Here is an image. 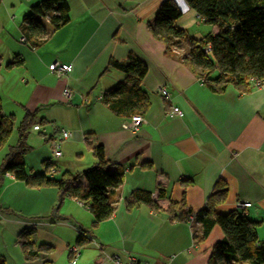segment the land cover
Here are the masks:
<instances>
[{
  "label": "crops",
  "instance_id": "crops-1",
  "mask_svg": "<svg viewBox=\"0 0 264 264\" xmlns=\"http://www.w3.org/2000/svg\"><path fill=\"white\" fill-rule=\"evenodd\" d=\"M39 1L0 0L5 16L4 23L0 17L1 111L13 116V131L26 110L35 113L38 126L27 132L26 171L43 172L42 162L48 161L52 176L80 173L96 161L88 145H99L106 162L124 167L125 178L116 191L114 212L93 228L88 208L76 199L63 197L59 203L56 188L28 189L6 174L0 189V264H71L70 249L79 254L73 264H114L111 257L121 264H207L211 247L223 237L218 227L195 243L192 236L201 231L195 219L188 224L145 205L127 210L124 202L133 190H143L160 210L184 197L186 209L194 213L206 205L218 181L227 193L214 211L224 214L238 202L250 203L238 209L258 223L256 235L264 242V86L247 93L229 86L213 94L183 64L187 50L164 55L163 44L147 26L162 0H66L69 22L53 32L48 20L40 19L45 35L35 48L21 32V20L9 28L10 34L4 32L17 18L11 10L23 16ZM174 2L182 14L176 26L185 31V14L201 25L185 0ZM216 31L213 26L208 33ZM14 35L25 46L11 42ZM128 54L146 68L139 90L149 106L137 131L122 127L130 117L115 114L101 102L105 91L123 81L118 70H105L108 61L125 62ZM15 55L22 65L6 69ZM53 61L71 64V70L56 77L48 69ZM64 88L72 92L70 102L62 97ZM172 105L180 114L169 118ZM60 129L68 131V137L60 139ZM57 143L61 155L55 157ZM9 147L0 150V164ZM79 183L84 185L82 177ZM25 229H32L35 244L51 250L24 259L16 237ZM79 230L88 240L83 246L75 243Z\"/></svg>",
  "mask_w": 264,
  "mask_h": 264
},
{
  "label": "trees",
  "instance_id": "trees-1",
  "mask_svg": "<svg viewBox=\"0 0 264 264\" xmlns=\"http://www.w3.org/2000/svg\"><path fill=\"white\" fill-rule=\"evenodd\" d=\"M185 2L204 23L215 26L217 31L213 34L206 33L199 39L188 36L184 29L175 25V21L182 15L179 6L174 0H162L156 10V16L147 26L152 37L163 44L164 55L169 57L175 50H179L180 46H186L187 52L181 57L183 64L213 94L223 93L229 86L241 93L252 90L253 79L264 78V0ZM68 11L66 0H41L30 7L28 14L22 16L21 32L35 48L42 43L45 35L40 19L46 18L51 31L54 32L69 22ZM108 62L105 70H118L123 75V81L105 91L101 102L115 114L126 118L138 114L143 116L149 106L145 94L139 90V82L146 74L144 63L133 54H128L125 62L114 59ZM20 65L22 59L15 55L12 61L4 66L11 70ZM13 119L12 115H3L0 100V150L6 146L12 134ZM36 123L35 113L26 110L15 127L16 143L9 147L0 164V189L5 180L4 176L9 174L28 189L56 188L59 203L63 197L76 199L88 208L93 219V228L108 220L115 210L116 191L125 178L124 167L106 162L101 146L88 145L96 161L80 173L71 175L62 172L55 177L50 175L54 169L53 165L43 161V172L28 174L24 166V154L30 147L26 144V138L28 130ZM148 166L146 165V168ZM79 177L83 178L84 185L79 183ZM226 193L224 183L218 181L207 198L206 205L194 213L190 208L186 209L184 197L176 203L169 202L165 210H160L152 200L151 194L143 190H133L124 206L131 210L133 207L145 205L171 219H186L187 214L192 213L201 226L199 236H192L195 243L202 242L213 226L218 227L223 237L211 247L207 264H264V242L258 241L255 231L258 223L251 221L238 208L224 214L214 211ZM158 195L163 194L159 192ZM31 234L32 229H25L16 237L26 260H32L38 253L51 250L45 244H35L31 240ZM85 237L83 232L79 233L76 245L87 244Z\"/></svg>",
  "mask_w": 264,
  "mask_h": 264
},
{
  "label": "built area",
  "instance_id": "built-area-1",
  "mask_svg": "<svg viewBox=\"0 0 264 264\" xmlns=\"http://www.w3.org/2000/svg\"><path fill=\"white\" fill-rule=\"evenodd\" d=\"M23 38L20 39L21 42H23ZM71 64L67 65V64H62L61 62H57V61H53L50 63V65L48 66L49 72L52 73L53 75H55L56 77L58 76H62L63 74H67L69 73V71L71 70ZM254 87L259 88L260 86H264V78L260 79V80H254L252 81ZM159 93H161L165 98L167 97V93H165V90L160 88ZM62 97H64V99L67 102H70L72 100V92L69 91L68 88H64L62 91ZM180 114V111L177 107L175 106H171L169 111L167 112L166 115H168L169 118H172L173 116H178ZM145 119L144 116L141 115H132L131 118L128 120L127 123L123 124V128L125 129H130L131 131H137L139 129V126L144 123ZM33 130H38V126H33L32 127ZM60 139L61 138H65L68 137L69 132L63 129H60ZM60 146L59 143H57L55 145V147L53 148L52 154H54L55 157L60 156ZM251 204L247 203V202H238L236 204L237 208L243 209V208H247L250 207ZM186 223L190 224L191 221H194V215L192 213L187 214V217L185 219ZM79 233L81 234L82 232L79 230ZM69 254H70V263L73 264L76 259L78 254V251L76 249H70L69 250ZM110 261H112V263L114 264H121L119 262V259L117 257H111V259H108ZM106 260H102L100 262V264H105ZM125 264H149L147 262L145 263H141V262H137V261H129Z\"/></svg>",
  "mask_w": 264,
  "mask_h": 264
},
{
  "label": "rangeland",
  "instance_id": "rangeland-1",
  "mask_svg": "<svg viewBox=\"0 0 264 264\" xmlns=\"http://www.w3.org/2000/svg\"><path fill=\"white\" fill-rule=\"evenodd\" d=\"M10 1V0H9ZM10 13H13V14H15L16 16H17V18L14 20L13 19V21L11 22V24L9 25H7L6 27H5V29H4V32H8L9 34H10V32H9V28H11L14 24H15V21H17V23L18 22H21L20 20H21V16H22V14L20 15L18 12L17 13H15L13 10H11V12ZM11 15V14H10ZM0 17L2 18V22L4 23L5 21H4V18H5V16L4 15H2V13H0ZM183 19H181V23H183L184 25H186V28H185V32H186V34L188 35V36H193V37H195V38H201L204 34H206V33H208L209 31H211V29L213 28V26L212 25H210V24H206V23H204L203 21H202V23H201V25L200 26H197V25H195L194 24V20L192 19V17H190L189 16V14H185L183 17H182ZM189 21V22H188ZM44 23V22H43ZM49 24V23H48ZM191 25V26H190ZM17 36H13L11 39V42H14V43H16V44H18V45H24L25 46V44H23V43H20L18 40H17ZM1 47H3L2 45L0 46V53H1V51H2V48ZM180 49L183 51V52H185L186 50H187V47L186 46H180ZM52 74V73H51ZM7 101V100H6ZM40 124V123H39ZM32 129L33 128H31L30 130L32 131ZM16 140H17V133H15V131H13L12 132V134H11V136H10V138H9V140H8V142H7V144L8 145H10V146H14L15 145V143H16ZM54 209V208H53ZM53 209H52V212H51V214L53 213ZM193 221H191L190 222V224L192 223ZM68 252V254H69V251H67ZM68 260H69V262H70V254H69V257H68Z\"/></svg>",
  "mask_w": 264,
  "mask_h": 264
},
{
  "label": "water",
  "instance_id": "water-1",
  "mask_svg": "<svg viewBox=\"0 0 264 264\" xmlns=\"http://www.w3.org/2000/svg\"><path fill=\"white\" fill-rule=\"evenodd\" d=\"M55 212V210L53 209V213Z\"/></svg>",
  "mask_w": 264,
  "mask_h": 264
}]
</instances>
